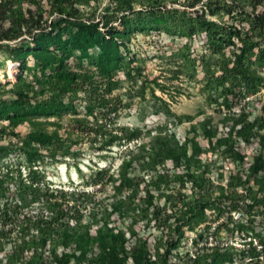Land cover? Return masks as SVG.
Here are the masks:
<instances>
[{
    "label": "trees",
    "instance_id": "trees-1",
    "mask_svg": "<svg viewBox=\"0 0 264 264\" xmlns=\"http://www.w3.org/2000/svg\"><path fill=\"white\" fill-rule=\"evenodd\" d=\"M201 1L188 0L187 5L194 7ZM90 2L0 0V41L42 40L47 46L46 51L39 54L47 61L42 64L43 68L57 62L51 88L83 90L89 97L86 113L75 116L72 126L70 122L66 126H71L70 130L99 150L111 149L114 144L126 145L117 174L109 173L110 165L101 167L92 174L90 182L96 185L107 178L111 181L114 191L110 206L97 205L103 217L127 214L132 219L126 228L116 231L107 221L104 226L94 228L91 221L81 223L84 202L94 191L79 187L69 190L42 183L39 177L33 176L34 168L27 178L20 177V169L17 176L8 169L0 170V197L3 198L0 200V264H224L238 256L264 264V98L259 113L253 117L243 105L239 111L232 110L234 105L264 86V74L248 61L250 53H255L259 64L264 65V0H206L202 3V12L189 17L186 33L192 36L201 32L211 52L219 56L213 68L207 64L205 74L207 83L213 82L217 87V98L213 99L221 107L208 114L199 111L178 115L179 119L191 123L183 139L174 132L168 134L160 130L150 141L144 138L151 134V129L144 131L140 126L118 123L124 104L120 96L110 95L112 85L101 91L93 74L69 70L63 55L48 50L55 43L68 50L99 46L103 50L99 65L109 74L108 66L129 38L128 12L137 11V18H142L148 10H134L135 0H116L115 5L106 4L102 18L95 20L79 7ZM150 5L164 7L165 0H152ZM112 6L115 14L122 13L120 18L125 31L107 38L98 25L101 19L110 17L108 11ZM46 14L56 16L48 23ZM218 14L241 15L247 27L220 23L212 18ZM69 25L77 29L67 38L62 33L67 32ZM225 48H230V56L225 54ZM118 61L119 58L115 66ZM151 81L166 92V83L156 77ZM21 83L22 78L18 83L3 85L0 82L3 86L0 111H16L25 105L28 93ZM2 91L10 92L11 96L3 98ZM152 95L161 100V109L173 113L168 101L155 94L154 87ZM51 97L49 103H39L37 107L43 111L53 110L56 102L55 96ZM15 113L7 116L12 126L19 120ZM32 124L34 128L27 133L22 146L30 160L37 146H56L62 133L58 122ZM47 124L56 128L50 131ZM0 131L5 132V128ZM245 146L255 150L253 160L233 170L226 184L216 183L209 176L208 166L201 161L203 151L216 147L235 150V158L243 161ZM6 148V144L0 143V150ZM222 204H226L229 211L246 207L253 217L263 215L259 226L252 223L254 219L250 216L237 223L243 239L240 248L233 244H200L210 228L212 209L218 210L214 216L218 219ZM230 221L231 214L226 221H220L215 230L229 227ZM149 227L159 230L160 235L140 234ZM191 232H195V236L183 247L182 241L188 239Z\"/></svg>",
    "mask_w": 264,
    "mask_h": 264
},
{
    "label": "rangeland",
    "instance_id": "rangeland-1",
    "mask_svg": "<svg viewBox=\"0 0 264 264\" xmlns=\"http://www.w3.org/2000/svg\"><path fill=\"white\" fill-rule=\"evenodd\" d=\"M151 1L135 0L133 3L134 10H148L144 12L142 18H137V11L128 12L130 18L128 26L131 28L128 32L129 38L124 41L126 45L119 48L114 61L108 66L110 76L106 74V69L99 65L103 52L99 46L88 47L86 50L77 47L68 50L63 49L61 44L55 43L51 44L48 50L59 56L63 55L69 70L93 74L101 91L112 85L110 95L120 96L124 104L118 114V123L140 126L144 131L151 129V134L144 138L146 141H150L160 130L168 134L174 132L183 139L191 123L184 118L179 119L178 115L194 114L199 111L208 114L221 107L213 99L217 98V87L213 82L207 83L205 74L207 64L213 68L219 56L211 52L201 32L192 36L186 33L189 17L202 12V3L206 0H202L194 7L187 5L188 0L175 2L165 0L164 7L155 8L151 7ZM109 2L115 5L116 0H91L90 3L79 5V7L82 12H87L88 16L99 20ZM113 8L114 6L108 11L110 17L101 19L98 25V29L107 38H111V35L117 32L125 31V24L120 18L122 13L115 14ZM46 15H48V23L56 16L55 14ZM212 18L220 23L247 27L241 15L235 14L234 17H230L227 14H218ZM76 29L75 25H69L67 32L62 34L68 38ZM52 33L55 32L52 31ZM46 49L47 46L42 40L33 42L29 38L25 40L17 38L12 41H0L1 84L18 83L22 78L21 87L28 93L24 106L17 108L16 111H0V130L5 128V132L0 131V143L7 145L6 149L0 150V170L8 169L17 176L20 169V177L27 178L31 168H34L33 176L39 177L42 183L48 182L52 186L69 190L79 187L94 191L95 194L84 202L85 212L81 223L91 221L95 228L99 225L104 226L107 221L114 231L117 228H126V224L132 219L129 215L113 214L112 217H103L101 209L97 207V205L109 207L113 200L114 190L109 178L102 184L95 185L90 182L92 174L101 167L110 165L109 173L117 174L120 161L125 157L126 145L114 144L111 149L99 150L94 148L85 137H79L69 129L72 128V118L86 113L89 97L83 90L62 91L60 88L55 90L51 88L55 80L54 70L57 62L43 68L42 64L47 61L39 54ZM229 49L225 48L224 52L230 56ZM117 58H119L118 66H115ZM248 61L252 67L264 74V65L259 64L255 53H250ZM128 72L131 73L128 74ZM11 74L13 80L9 79ZM155 77L166 83V92L160 90L151 81ZM2 87L0 86V89ZM152 87L155 94L168 101L173 113H167L161 109V100L152 95ZM10 94V92L2 91L1 95L3 98H9ZM53 95L56 102L53 110L43 111L37 107L39 103L42 105L49 103ZM263 98L264 86L255 94L245 97L234 105L232 110L239 111L243 105L253 117L259 113ZM14 113L19 117L16 126L10 125L7 118L8 114ZM40 121L60 123L59 129L62 133L56 146L47 148L37 146L38 149L30 160L22 148L25 143L24 138L34 128L32 122ZM67 123L71 126L67 127ZM46 128L51 131L56 127L53 124H47ZM64 129L68 130L63 131ZM67 150H69L68 153H66ZM254 151L250 146H245L244 160L239 161L235 158V150H223L221 147H216L204 150L201 161L208 166L209 176L216 183L226 184L233 170L245 167L253 160ZM0 200L3 198L0 197ZM97 201L100 203L98 204ZM217 212V209H212L210 228L204 233L205 238L200 244H233L240 248L243 246V239L242 233L237 229V223L249 216L254 219L252 223L257 226L263 222L262 214H256L253 217L249 208L246 207L229 211V207L222 204L220 218L214 219ZM229 214L232 216L229 227L222 226L218 231L215 230L220 221L228 219ZM141 223L142 221L139 224ZM245 232H249V236L253 235L251 231ZM149 233L155 236L160 235V231L152 227L140 232L141 235ZM126 234L129 235V231H126ZM193 236L195 232H191L190 237L182 241L183 247L188 246ZM97 243L98 241L94 246ZM48 252L49 249H46V253ZM247 260V256L244 258L238 256L233 262L224 264H256L254 261Z\"/></svg>",
    "mask_w": 264,
    "mask_h": 264
},
{
    "label": "bare ground",
    "instance_id": "bare-ground-1",
    "mask_svg": "<svg viewBox=\"0 0 264 264\" xmlns=\"http://www.w3.org/2000/svg\"><path fill=\"white\" fill-rule=\"evenodd\" d=\"M9 77V76H8ZM10 80H13V75L11 74L10 77H9Z\"/></svg>",
    "mask_w": 264,
    "mask_h": 264
}]
</instances>
